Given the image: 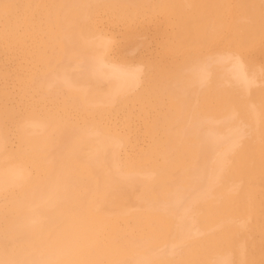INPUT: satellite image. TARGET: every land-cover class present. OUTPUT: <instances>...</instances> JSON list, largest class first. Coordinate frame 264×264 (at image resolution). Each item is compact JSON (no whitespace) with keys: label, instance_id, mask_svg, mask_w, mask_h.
<instances>
[{"label":"bare ground","instance_id":"bare-ground-1","mask_svg":"<svg viewBox=\"0 0 264 264\" xmlns=\"http://www.w3.org/2000/svg\"><path fill=\"white\" fill-rule=\"evenodd\" d=\"M106 3L0 0V264H264L263 67L222 38L264 45V0L221 5L175 76L111 50Z\"/></svg>","mask_w":264,"mask_h":264},{"label":"rangeland","instance_id":"rangeland-1","mask_svg":"<svg viewBox=\"0 0 264 264\" xmlns=\"http://www.w3.org/2000/svg\"><path fill=\"white\" fill-rule=\"evenodd\" d=\"M160 2L145 9L135 8L130 4L125 5L126 9H120L117 6L111 8V0L110 5L106 3L103 7L95 8V19L98 18V31L111 37V50H116L115 46L123 39L140 40L143 59H151L152 63L159 62V65L168 71V76H175L176 68L183 67L190 54L198 55L219 44L221 33L213 31V23L219 18L221 5L232 4L233 0H187L188 5L178 0ZM230 13L234 14L232 9ZM124 21L136 24L145 22L149 27L130 32L124 26ZM251 31V28H238L233 32L223 33L222 38L229 44V48L224 49L237 51L244 60L251 62V65L261 64L264 75V45L255 43L257 40H253ZM259 40L264 39L259 37ZM9 61L15 70L20 67H17V60L14 64L12 60ZM25 67L26 65L21 66L23 69ZM4 86L0 80V97L7 94ZM257 93H264V85ZM6 118V114L0 110V121L5 124ZM148 140L145 134L141 133L143 147H148ZM7 148L9 149L8 143ZM123 220L124 217H121L120 221Z\"/></svg>","mask_w":264,"mask_h":264},{"label":"snow or ice","instance_id":"snow-or-ice-1","mask_svg":"<svg viewBox=\"0 0 264 264\" xmlns=\"http://www.w3.org/2000/svg\"><path fill=\"white\" fill-rule=\"evenodd\" d=\"M4 7H5V8H7V7H8V5H5Z\"/></svg>","mask_w":264,"mask_h":264},{"label":"crops","instance_id":"crops-1","mask_svg":"<svg viewBox=\"0 0 264 264\" xmlns=\"http://www.w3.org/2000/svg\"><path fill=\"white\" fill-rule=\"evenodd\" d=\"M125 43H130V42H125Z\"/></svg>","mask_w":264,"mask_h":264}]
</instances>
